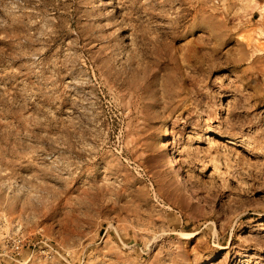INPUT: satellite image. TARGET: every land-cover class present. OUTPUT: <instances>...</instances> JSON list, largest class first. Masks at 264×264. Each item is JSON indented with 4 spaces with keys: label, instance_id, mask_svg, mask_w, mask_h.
<instances>
[{
    "label": "rangeland",
    "instance_id": "1",
    "mask_svg": "<svg viewBox=\"0 0 264 264\" xmlns=\"http://www.w3.org/2000/svg\"><path fill=\"white\" fill-rule=\"evenodd\" d=\"M103 1L0 0V264H264V0Z\"/></svg>",
    "mask_w": 264,
    "mask_h": 264
},
{
    "label": "bare ground",
    "instance_id": "2",
    "mask_svg": "<svg viewBox=\"0 0 264 264\" xmlns=\"http://www.w3.org/2000/svg\"><path fill=\"white\" fill-rule=\"evenodd\" d=\"M104 4H105V2L103 0H99L100 6H104ZM167 142H168V130L166 128H163L158 135L157 143L159 144L161 149L166 150V152H167L166 161H167L168 165L171 168L176 169L178 171L179 175L184 179V181L188 183L187 177H186L182 167L177 162L175 152L173 151V149L168 147ZM196 234H197V232H194V233H190L189 235L193 237V236H196Z\"/></svg>",
    "mask_w": 264,
    "mask_h": 264
}]
</instances>
